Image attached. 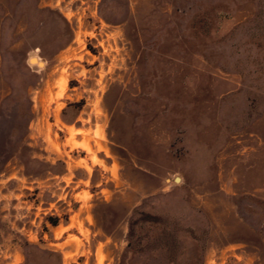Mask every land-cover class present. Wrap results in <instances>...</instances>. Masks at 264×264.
I'll list each match as a JSON object with an SVG mask.
<instances>
[{
    "label": "rangeland",
    "instance_id": "rangeland-1",
    "mask_svg": "<svg viewBox=\"0 0 264 264\" xmlns=\"http://www.w3.org/2000/svg\"><path fill=\"white\" fill-rule=\"evenodd\" d=\"M0 264H264V0H0Z\"/></svg>",
    "mask_w": 264,
    "mask_h": 264
},
{
    "label": "bare ground",
    "instance_id": "bare-ground-1",
    "mask_svg": "<svg viewBox=\"0 0 264 264\" xmlns=\"http://www.w3.org/2000/svg\"><path fill=\"white\" fill-rule=\"evenodd\" d=\"M39 56V55H38ZM42 60V59H41ZM40 61V60H39ZM31 66H33V65H31ZM45 67V66H44ZM40 68V67H39ZM43 69V68H42Z\"/></svg>",
    "mask_w": 264,
    "mask_h": 264
},
{
    "label": "water",
    "instance_id": "water-1",
    "mask_svg": "<svg viewBox=\"0 0 264 264\" xmlns=\"http://www.w3.org/2000/svg\"><path fill=\"white\" fill-rule=\"evenodd\" d=\"M177 181L179 182V181H180V179L178 178V179H177Z\"/></svg>",
    "mask_w": 264,
    "mask_h": 264
},
{
    "label": "trees",
    "instance_id": "trees-1",
    "mask_svg": "<svg viewBox=\"0 0 264 264\" xmlns=\"http://www.w3.org/2000/svg\"><path fill=\"white\" fill-rule=\"evenodd\" d=\"M54 225H56V224H54Z\"/></svg>",
    "mask_w": 264,
    "mask_h": 264
}]
</instances>
